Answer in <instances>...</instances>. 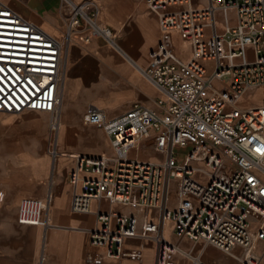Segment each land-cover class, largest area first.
<instances>
[{
    "label": "built area",
    "instance_id": "2783aa9c",
    "mask_svg": "<svg viewBox=\"0 0 264 264\" xmlns=\"http://www.w3.org/2000/svg\"><path fill=\"white\" fill-rule=\"evenodd\" d=\"M60 1L68 9L61 38L0 3V112L48 113L51 129L60 101V60L71 39L88 42L95 37L119 48L114 30L100 21L93 0ZM147 4L163 31H178L190 44L191 56L178 59L163 45L152 51L143 73L164 94L157 100L162 112L133 103L106 120L99 109L88 107L86 122L111 136L115 156L78 158L68 175L74 186L71 209L91 212V201L105 198L156 210L155 219L144 215L141 220L97 210L89 241L105 247L108 257L121 253L125 239L143 238L154 244L155 264H166L178 253L193 264H209L165 236L170 221L176 237L211 245L239 264H261L262 256L254 250L258 241L264 244V101H242L264 87V0H205L202 6L193 0H147ZM173 5L186 7L170 10ZM207 62H212L211 68ZM152 130L164 141L163 159L129 157L137 139ZM83 171L95 177H82ZM45 209V201L25 197L18 206V221L44 224Z\"/></svg>",
    "mask_w": 264,
    "mask_h": 264
},
{
    "label": "crops",
    "instance_id": "0c3cea01",
    "mask_svg": "<svg viewBox=\"0 0 264 264\" xmlns=\"http://www.w3.org/2000/svg\"><path fill=\"white\" fill-rule=\"evenodd\" d=\"M93 1L98 5L100 21L114 30L119 48L95 37L88 42L74 37L66 45L60 60L56 126L50 128L48 113L0 112V264H155L150 239L127 238L121 253L108 257L105 247L90 243L88 231L97 224V210L127 213L139 220L144 215L155 219L156 210L110 203L102 198L91 201V212H75L71 209L74 186L68 175L80 157L115 156L111 136L102 127L86 122L88 107L99 109L106 120L124 113L133 103L162 112L157 100L164 94L143 69L159 45L181 60L191 56V46L178 31L160 28L158 16L149 10L147 0ZM0 3L53 36L62 37L68 9L60 0H0ZM193 4L202 6L205 0H193ZM185 7L173 5L170 10ZM207 66L211 68L212 62H207ZM215 85L225 89L220 81H215ZM259 91L264 92V87L248 93L243 104L264 101ZM163 148V139L152 130L148 137L137 139L128 156L158 161L164 157ZM109 165H113L112 160ZM81 176L95 177V174L83 171ZM25 197L46 202L44 224L18 221V206ZM132 198L136 201L137 194L133 193ZM171 201L175 207L174 190ZM171 226L170 221L165 224V236L190 256H200L209 264H239L211 245L174 236ZM259 245L263 246L261 253L256 251ZM234 250L240 252L238 247ZM254 251L262 256L263 242L258 241ZM166 264L193 263L190 257L178 253Z\"/></svg>",
    "mask_w": 264,
    "mask_h": 264
},
{
    "label": "rangeland",
    "instance_id": "374dc122",
    "mask_svg": "<svg viewBox=\"0 0 264 264\" xmlns=\"http://www.w3.org/2000/svg\"><path fill=\"white\" fill-rule=\"evenodd\" d=\"M258 95H263V97H264V92L263 91H259L258 92ZM50 121V120H49ZM180 152H182V151H180ZM228 167L226 166V168L225 169H227ZM222 173H223V171H222ZM262 248H263V246H261V245H259L257 248H256V251H257V253H261L262 251ZM216 254H218V255H222V253L221 252H218V253H216ZM262 263L264 264V254H262ZM233 264H235V263H233Z\"/></svg>",
    "mask_w": 264,
    "mask_h": 264
},
{
    "label": "snow or ice",
    "instance_id": "6c2138e0",
    "mask_svg": "<svg viewBox=\"0 0 264 264\" xmlns=\"http://www.w3.org/2000/svg\"><path fill=\"white\" fill-rule=\"evenodd\" d=\"M0 71H2V69H0Z\"/></svg>",
    "mask_w": 264,
    "mask_h": 264
},
{
    "label": "bare ground",
    "instance_id": "6f19581e",
    "mask_svg": "<svg viewBox=\"0 0 264 264\" xmlns=\"http://www.w3.org/2000/svg\"><path fill=\"white\" fill-rule=\"evenodd\" d=\"M52 118V117H51Z\"/></svg>",
    "mask_w": 264,
    "mask_h": 264
}]
</instances>
